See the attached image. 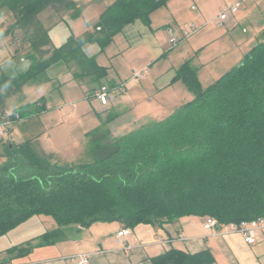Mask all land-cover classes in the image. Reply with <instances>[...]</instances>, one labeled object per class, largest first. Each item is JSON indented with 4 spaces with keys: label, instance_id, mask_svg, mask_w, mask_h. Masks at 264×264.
Here are the masks:
<instances>
[{
    "label": "trees",
    "instance_id": "1",
    "mask_svg": "<svg viewBox=\"0 0 264 264\" xmlns=\"http://www.w3.org/2000/svg\"><path fill=\"white\" fill-rule=\"evenodd\" d=\"M168 1L116 0L92 30L71 34L55 46L39 15L49 7L57 12L73 8L75 19L80 11L74 0H0V17L8 7L14 18L3 35L12 33L17 53L32 60L16 77L0 64V121L8 113L9 97L30 81H49L48 70L57 62L72 64L76 78L100 82L107 68L86 55L84 45L104 49L125 26L137 19L149 22ZM177 78L195 94L191 101L111 143L103 142L108 130L94 129L91 162L61 165L38 153L32 141L12 147L4 141L2 153L8 158L0 162V237L40 214L52 216L60 228L43 234L46 245L61 240L62 227L73 224L119 221L133 228L184 215H210L221 223L264 217V41L205 88L189 61ZM41 108L35 102L14 112L26 117ZM33 247L29 242L8 253L25 256ZM153 261L210 264L213 257L209 251L173 249Z\"/></svg>",
    "mask_w": 264,
    "mask_h": 264
},
{
    "label": "crops",
    "instance_id": "2",
    "mask_svg": "<svg viewBox=\"0 0 264 264\" xmlns=\"http://www.w3.org/2000/svg\"><path fill=\"white\" fill-rule=\"evenodd\" d=\"M74 1L80 11L75 19L70 17L73 8L57 12L49 7L39 15L51 31L63 25L61 45L71 34L80 36L92 30L104 10L116 0ZM236 1L169 0L151 14L149 22L137 19L125 26L104 49L97 43L84 45L86 55L95 57L99 65L107 68V76L100 82L76 78V68L65 63L55 73L48 70L49 81L23 86L20 94L25 93L28 100L42 98V110L27 116L54 111L55 121L58 120L51 126L45 125L52 132L45 135V130H41L27 141H32L40 154L72 157L88 151L90 132L98 127L108 130L111 139H117L173 114L195 96L177 78V70L185 62L189 61L197 70L199 81L206 87L264 41V0H244L238 12L219 24L221 11ZM13 23L10 12L0 17V64L10 77L26 72L32 62L21 55L22 61L16 63L15 58L20 56L18 43L12 33L3 35ZM192 24L198 31L184 38L183 31ZM169 27L181 38L175 47L169 42ZM53 44L60 46L54 41ZM144 69V77L134 80V71ZM102 85H122L123 89L112 91L109 103L102 105L93 98L94 91ZM13 96L9 97L7 107ZM7 111L12 112L9 107ZM27 116L23 123L29 120ZM8 140L11 141L10 135L3 141ZM42 221L41 214L35 215L0 237V264H78L70 257L82 253L91 254L90 264H154V258L173 249L190 254L209 251L213 257L210 264H264V228L257 241L249 244L240 233L205 229V216L184 215L172 221L141 223L125 238L134 246L131 250L116 241L117 233L124 227L119 221H97L89 227L63 226V238L47 245L42 236L51 231ZM55 229H60L58 224ZM29 242L34 246L29 254L16 257L8 253V249Z\"/></svg>",
    "mask_w": 264,
    "mask_h": 264
},
{
    "label": "built area",
    "instance_id": "3",
    "mask_svg": "<svg viewBox=\"0 0 264 264\" xmlns=\"http://www.w3.org/2000/svg\"><path fill=\"white\" fill-rule=\"evenodd\" d=\"M244 0H237L236 2L227 5L219 14L220 23L222 24L229 16L239 11L241 6L243 5ZM195 8V6H193ZM198 31L197 26L192 24L190 28L185 29L183 31L184 38H188ZM167 33L169 35V42L171 47H175L181 41L177 35H175L172 27L167 28ZM147 69L144 70H135L133 73V79L140 81ZM123 86H119L118 88H111L108 85H102L97 88L93 93V98L98 100L102 105H107L110 101L111 92L114 90H122ZM25 121V117H21L19 113L16 112H8L3 116L0 121V140H5L10 130L14 128L16 123ZM205 229H219L221 232H236L240 233L245 242L252 244L255 243L258 239L259 232L264 228V217H259L254 220H243L241 222H231V223H221L219 220L214 217L207 215L205 216L204 221ZM132 234V228L123 227L116 235V241L120 244H123L124 249L131 250L134 246L125 241V238ZM71 260L76 261L78 264H90L91 262V254L90 253H82L78 255H74L70 257Z\"/></svg>",
    "mask_w": 264,
    "mask_h": 264
},
{
    "label": "rangeland",
    "instance_id": "4",
    "mask_svg": "<svg viewBox=\"0 0 264 264\" xmlns=\"http://www.w3.org/2000/svg\"><path fill=\"white\" fill-rule=\"evenodd\" d=\"M8 12H9L8 7H5L3 9V14L4 15L8 14ZM62 27H63V25L59 24L58 26H56L51 31L54 43L56 45H60V46H61V43H62L61 41H62V38H63ZM72 31H73V28H72ZM69 32H71V28L70 27H69ZM67 38L68 37H66V39ZM22 58L23 57L21 55L17 56L15 58L16 63L19 64L20 61H22ZM64 65H65L64 61H60V62H57V63L53 64L51 66V68H50V73L57 72L58 71L57 68H59V67L63 68ZM225 71H227V70H225ZM60 75L62 76V73H60ZM31 82H34V83H37V84L40 83L39 81H30V82L24 84V86L27 85V84H30ZM209 85H211V83L208 84V86ZM20 93L14 94L13 98L10 99L9 106H8L9 107V111H11V110H12V112L13 111H18L17 110L18 108H22L23 106H29L30 104H34L35 102H38L39 106H41V103H42L41 98L33 97L32 99H35V100L38 99V100L35 101V102H32L34 100H28V97L25 96V93H24V95L20 94ZM55 109L56 108L53 107V110H55ZM19 110L23 111V109H19ZM35 111H34V113H35ZM36 112H38V111H36ZM55 114L56 113H54V111H51V113H46L45 112V113H41L40 116L34 115L31 118H30V116H27L29 120L26 123H17L14 126V128L12 129V131L9 134L10 138H11V141L8 140V142H12V143L17 144V145L21 144V143H24L25 141H27L30 138H32L35 133H37V132H39L41 130H45L44 134L47 135L49 132H52V131H51V128H49L48 126H45V125H48V123H51L49 125V126H51L52 123H58V120L55 121V117L53 116ZM44 118H49V121H47L46 119L44 120ZM44 123H46V124H44ZM29 131H32V132H29ZM103 131H106V130H103ZM115 139L116 138H112L111 139L110 136H108L107 138H105V140L103 142L111 143ZM3 142L4 141L0 140V162L2 164L5 163L7 161V158H8L6 156V154L3 155L4 153H2L3 150H4V143ZM91 146L92 145L90 144L88 151L80 152L78 155H73L72 157H71V155L64 156V158L60 154H57L56 156L51 155V161L52 162H59V163H62L64 165L67 164V165L72 166V167H75V166L79 165L80 163L91 162V161H93V157H92V154H91ZM41 218L43 220L42 222H44V225L46 226L45 228L47 229V231L48 230L52 231L55 227H57L58 223L56 222V220L52 216L46 215V214H41Z\"/></svg>",
    "mask_w": 264,
    "mask_h": 264
},
{
    "label": "water",
    "instance_id": "5",
    "mask_svg": "<svg viewBox=\"0 0 264 264\" xmlns=\"http://www.w3.org/2000/svg\"><path fill=\"white\" fill-rule=\"evenodd\" d=\"M10 146L12 147L13 146V143H10Z\"/></svg>",
    "mask_w": 264,
    "mask_h": 264
}]
</instances>
